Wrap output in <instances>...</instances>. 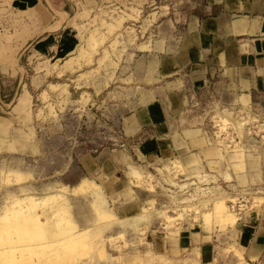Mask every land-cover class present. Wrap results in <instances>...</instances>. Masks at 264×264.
I'll use <instances>...</instances> for the list:
<instances>
[{
    "label": "rangeland",
    "instance_id": "obj_1",
    "mask_svg": "<svg viewBox=\"0 0 264 264\" xmlns=\"http://www.w3.org/2000/svg\"><path fill=\"white\" fill-rule=\"evenodd\" d=\"M24 2L0 0V264H55L83 232L87 256L73 264H206V248L207 264L264 263L240 240L245 225L264 224L252 181L259 118L222 113L212 92L199 93L186 127H200L222 157L196 146L139 157L141 139L130 135L129 117L188 88L183 74L162 76L156 52L201 0H40L39 13ZM42 18L65 41L40 56L30 42L45 32ZM238 111L243 128L230 124ZM243 194L239 212L232 200Z\"/></svg>",
    "mask_w": 264,
    "mask_h": 264
},
{
    "label": "crops",
    "instance_id": "obj_2",
    "mask_svg": "<svg viewBox=\"0 0 264 264\" xmlns=\"http://www.w3.org/2000/svg\"><path fill=\"white\" fill-rule=\"evenodd\" d=\"M22 1L26 3L22 6L24 10L41 12L40 0ZM201 2L202 12L190 15L183 28L168 32L165 50L156 52L162 76L183 74L188 88L170 91L163 100H152L129 117L130 135L141 139L137 145L139 157L151 159L152 156L167 155L171 151L176 153L184 146H196L202 149V155H207L210 150L215 155L223 156L219 148L213 150L216 147H205L207 140L200 127H186L196 121L191 118L189 108L201 92H212V100L214 99L215 106L222 113L239 108L246 111L250 118H259V125L264 127V0ZM52 20L45 21L42 18L40 24L45 32L38 34L30 42L40 56L45 55L43 47L48 46L54 51L60 50L64 44L65 38L60 44L57 43L59 30L54 28ZM180 80L183 81L182 78ZM3 92V82L0 81V121L6 122L7 118L4 119L1 115L3 104L7 105L2 99L6 97ZM239 113L240 111L235 113L233 121L226 117H221V121H230L236 127L243 128L246 123ZM261 136L259 159L256 160L257 164L254 162L259 173L252 181L256 180L255 183L258 184L254 187L264 193V129ZM251 152L253 155L257 154L256 150ZM240 159L234 162H239ZM174 161L180 159L173 157L171 162ZM244 162V169L246 165L251 166L253 163ZM237 165L239 163H234L235 169ZM234 179L233 177L232 180L235 181ZM250 179L248 176L249 181ZM253 228L255 227L245 225L240 237L241 245L246 250L244 255L250 260L251 257L264 258V224L257 230ZM206 245L201 246L203 252ZM211 252L207 248L203 254L201 252V255L206 256L204 263H211Z\"/></svg>",
    "mask_w": 264,
    "mask_h": 264
},
{
    "label": "bare ground",
    "instance_id": "obj_3",
    "mask_svg": "<svg viewBox=\"0 0 264 264\" xmlns=\"http://www.w3.org/2000/svg\"><path fill=\"white\" fill-rule=\"evenodd\" d=\"M224 124V123H223ZM230 124H232V123H230ZM245 126V125H244ZM220 150V149H219ZM137 173V172H136ZM78 188V187H77ZM76 188V189H77ZM53 194V193H52ZM257 198V197H256ZM235 199V198H234ZM257 199H260V197H258ZM60 200V199H59ZM250 200V199H249ZM233 201V200H232ZM236 201V200H235ZM223 203H224V201H222ZM261 203V202H260ZM217 204V203H216ZM222 204V203H221ZM220 204V202L216 205V206H218L217 207V209H219V208H221V205ZM220 206V207H219ZM222 210V209H221ZM58 215V214H57ZM230 215V214H229ZM67 219V220H69L70 221V217H62L61 219ZM69 224H71V223H69ZM72 225H70V227H71ZM68 228V227H67ZM71 228H73V227H71ZM70 228V229H71ZM64 230H66V229H64ZM64 230H62V231H64ZM68 230H69V228H68ZM73 230V229H72ZM57 231H59V230H57ZM71 231V230H70ZM85 231H87V230H85ZM65 233H68L67 232V230L65 231V232H62V234H65ZM61 234V233H60ZM61 234V235H62ZM54 236V235H53ZM56 236V235H55ZM55 236H54V238H55ZM50 237H52L51 235H50ZM73 236H70V238L71 239H69V246H68V248H70V250H68L69 252H68V256L67 257H64V256H62L63 254H62V252H60V250L58 249V252H57V256L55 257L57 260L55 261L56 263L55 264H73L74 262H76V261H81V260H83V259H85L86 258V254H87V252H85V249L89 246L88 245V238H90L89 237V234H88V232H83V233H80L79 235H77V236H75V237H73ZM60 238V237H59ZM95 240V239H94ZM93 240V241H94ZM67 241V240H66ZM50 243V242H49ZM53 243V242H52ZM44 247H46V246H44ZM72 248V249H71Z\"/></svg>",
    "mask_w": 264,
    "mask_h": 264
},
{
    "label": "built area",
    "instance_id": "obj_4",
    "mask_svg": "<svg viewBox=\"0 0 264 264\" xmlns=\"http://www.w3.org/2000/svg\"><path fill=\"white\" fill-rule=\"evenodd\" d=\"M249 197L248 194H243V195H240L238 198H237V201H232V208L235 207V205L237 204L238 205V208H239V212H241V207L242 206H245L246 204L243 203L244 201H250L249 200Z\"/></svg>",
    "mask_w": 264,
    "mask_h": 264
}]
</instances>
